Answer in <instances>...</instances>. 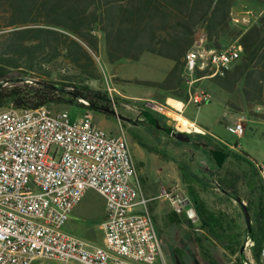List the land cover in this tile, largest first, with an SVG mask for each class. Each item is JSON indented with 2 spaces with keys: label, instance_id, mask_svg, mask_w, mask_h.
<instances>
[{
  "label": "trees",
  "instance_id": "trees-1",
  "mask_svg": "<svg viewBox=\"0 0 264 264\" xmlns=\"http://www.w3.org/2000/svg\"><path fill=\"white\" fill-rule=\"evenodd\" d=\"M254 1L264 4V0ZM235 3L236 0H0V31H7L0 36V110L10 106L39 108L60 101L86 107L80 99L87 100L92 109L97 97L103 95L83 84L99 79L91 55L99 51L101 39L97 32L103 34L110 63L135 61L144 53L173 61L167 80L156 86L181 99L182 92L176 91L182 85L185 58L202 32L209 48L221 49L225 41H236L242 47L239 62L214 81L228 94L239 93L247 107H261L262 112H252L251 116L264 120V14L246 30H239L233 24ZM180 170L194 207L192 215L199 222L192 226L198 229L195 244L207 264H222L214 253L221 245L236 255L243 247L240 227L237 221L228 220L227 214L209 211L193 187L194 176L184 166ZM219 187L234 194L233 184ZM253 201L254 223L247 235L254 241L255 257L260 262L264 186L258 200ZM167 220L173 225L183 223L176 212H171ZM235 264L244 262L238 258Z\"/></svg>",
  "mask_w": 264,
  "mask_h": 264
},
{
  "label": "built area",
  "instance_id": "built-area-1",
  "mask_svg": "<svg viewBox=\"0 0 264 264\" xmlns=\"http://www.w3.org/2000/svg\"><path fill=\"white\" fill-rule=\"evenodd\" d=\"M207 50H214L211 66H203ZM241 55L239 44L209 48L202 35L185 58L183 75L189 88L184 108L210 102V94L197 83L224 75ZM108 91L112 96V89ZM80 102L87 111L73 123L65 109L0 110V264H166L149 210L154 199L132 183L138 169L126 132L116 135L98 127L90 103ZM164 108L157 105L159 111ZM227 127L240 138L245 119ZM89 189L105 201L102 246L64 232ZM162 197L177 214L185 211L188 198L182 194L164 190ZM260 260L264 263V244Z\"/></svg>",
  "mask_w": 264,
  "mask_h": 264
},
{
  "label": "rangeland",
  "instance_id": "rangeland-1",
  "mask_svg": "<svg viewBox=\"0 0 264 264\" xmlns=\"http://www.w3.org/2000/svg\"><path fill=\"white\" fill-rule=\"evenodd\" d=\"M263 14L264 4L254 0H236L232 12L233 24L239 30H246ZM6 32L0 31V36ZM97 35L101 39L99 51L91 52V55L99 79L87 81L83 86L109 97L108 107L127 120L119 119L107 111L92 110L93 122L111 134H120L122 130L126 132L138 169V178L133 179L132 183L135 186L139 184L146 196L155 198L149 203V210L162 242L161 258L165 259L166 264H177V259L182 264H207L194 241L197 231L190 224L184 228L167 220V216L173 211L162 197L164 190L176 191L190 200L188 185L182 178L180 170V166H184L195 178L193 187L199 197L214 211L218 213L224 211L235 217L240 227L242 249L238 250L236 255H231L219 245L214 253L218 260L222 264H235V261L241 258L244 264H252L249 254L254 241L251 239L250 245L247 246L250 239L247 235L248 227L242 206L237 199H241L248 208H251L253 207L251 201H257L263 191L264 122H257L253 119L255 117L251 116L252 112L259 113L263 109L260 107L261 111H257L259 107H247L241 101L239 93L228 94L219 89L214 78H205L197 83V86L210 94V102L201 105L189 103L183 112L184 117L194 121L203 133L181 131L179 123L166 114L167 111L177 113L168 104L169 98H176L172 92L156 86L167 80L174 62L152 53H144L135 61L124 59L110 63L103 34L97 32ZM201 36L202 32L199 33L198 39ZM236 45H238L236 41H225L221 49ZM202 75L198 74L197 77ZM182 80V85L176 93L182 92L183 97L176 100L185 102L189 85L183 74ZM109 88L112 89V96ZM157 105L164 106V110L159 111ZM47 107L54 111L67 110L72 123L84 117L87 111V108L81 105L61 101ZM145 112H151L154 116L159 115L165 122L171 121L176 127L175 130L190 133L191 141H178L169 132L157 130L155 123L153 127L150 126L146 123ZM240 118L245 119V133L239 138L231 133L227 126ZM136 122L142 124L137 126ZM210 136L216 137L224 144L239 146L240 150L236 153L228 151L219 142L210 139L212 138ZM221 149L227 151L228 155L224 164L218 165L214 154L219 152L224 156L225 153ZM220 184L223 186L233 184L235 195L230 191L225 193L220 189ZM104 207V198L97 191L89 189L84 193L76 214L70 216L69 224L80 225L83 227L81 233L86 238L96 241L103 235L100 225L105 220ZM226 254L228 258L224 256ZM253 255V264H263L256 262L255 254ZM157 264L164 262L158 261Z\"/></svg>",
  "mask_w": 264,
  "mask_h": 264
},
{
  "label": "crops",
  "instance_id": "crops-1",
  "mask_svg": "<svg viewBox=\"0 0 264 264\" xmlns=\"http://www.w3.org/2000/svg\"><path fill=\"white\" fill-rule=\"evenodd\" d=\"M202 35H203V33H202ZM183 102V101H182ZM186 108V107H185ZM185 108H183V110H182V116H185L184 114H183V112H184V110H185ZM253 119H256V121L258 122H264V120H262V119H257V118H253ZM189 120V119H188ZM191 122H194V121H192V120H190ZM195 123V122H194ZM196 124V123H195ZM197 125V124H196ZM214 140H216L217 142H219L222 146H224L228 151H232L233 153H236L237 151H239L240 150V148H239V146H232V145H228V144H224V143H222L220 140H218L216 137H214V136H211ZM227 152V151H226ZM241 153L244 155V156H246L245 155V153H244V151L243 150H241ZM227 155L228 154H226V156H223V155H221V153H219V154H215V156H214V158L217 156V157H219V160H217L216 158H215V160H216V162H217V164L218 165H223L224 164V161H225V159H226V157H227ZM246 158H247V156H246ZM248 159V158H247ZM249 160V159H248ZM229 191H227V192H225V193H228ZM231 195V194H230ZM232 196V195H231ZM147 197L148 198H150V199H155V198H151L150 196H148L147 195ZM165 200V199H164ZM200 200L205 204V206H206V208L209 210V211H211V212H215V213H218V212H216V211H214L213 209H211L207 204H206V202L203 200V199H201L200 198ZM165 201H167V200H165ZM242 201V200H241ZM168 202V201H167ZM243 202V201H242ZM169 203V202H168ZM244 203V202H243ZM170 204V203H169ZM245 204V203H244ZM241 205V204H240ZM246 205V204H245ZM79 206V205H78ZM78 206L76 207V209L73 211V213L72 214H76V212H77V210H78ZM242 206V205H241ZM170 207H171V210L174 212V209H173V207H172V205L170 204ZM246 207L248 208V206L246 205ZM194 210V207H193V204H192V202L189 200V201H187V203H186V207H185V211L180 215V217H181V219L183 220V223L182 224H180V225H178V226H181V227H184V228H186L187 226L186 225H188V224H190L191 226H193V225H198L199 224V222H198V219H197V217H194V219H193V221H192V223L191 222H189V219H190V217H191V214H192V211ZM242 210H243V206H242ZM248 212H249V216H250V221H251V224H253L254 223V214H253V211H252V209L251 208H248ZM104 213H105V207H104ZM222 213H225V214H227L228 215V220H235V221H237L236 220V218L235 217H233V216H230L227 212H224V211H222ZM243 214H244V219H245V222H246V217H245V213H244V211H243ZM104 216H105V214H104ZM104 222V221H103ZM102 222V223H103ZM101 223V224H102ZM246 224H247V222H246ZM101 226V225H100ZM247 227H248V225H247ZM83 229V227H80V225H77V224H69V221L66 223V225H65V227H64V232L68 235H72V236H75V237H77V238H79V239H81V240H83V241H85L88 245H90V246H102L103 244H104V234L102 235V237L101 238H97L96 239V241H92L91 239H89V238H86L82 233H81V230ZM196 231L198 230V229H195ZM103 233V232H102ZM251 239V238H250ZM264 244V243H263ZM262 244V245H263ZM253 254H255V250H254V248L253 249H251V251H250V262L253 264L254 263V258H252L254 255ZM255 260H256V262H258L257 261V259H256V257H255ZM260 262H261V260H260ZM264 264V263H263Z\"/></svg>",
  "mask_w": 264,
  "mask_h": 264
},
{
  "label": "bare ground",
  "instance_id": "bare-ground-1",
  "mask_svg": "<svg viewBox=\"0 0 264 264\" xmlns=\"http://www.w3.org/2000/svg\"><path fill=\"white\" fill-rule=\"evenodd\" d=\"M213 61H214V50H207L205 56H203V66H211ZM168 104L174 110H176L177 113L167 111L166 114H168L172 119H174L179 123V127L181 131L183 130L185 132L203 133V130L199 126H197L194 122L188 120L186 117L182 116L181 111L184 108V102L173 98H169Z\"/></svg>",
  "mask_w": 264,
  "mask_h": 264
},
{
  "label": "flooded vegetation",
  "instance_id": "flooded-vegetation-1",
  "mask_svg": "<svg viewBox=\"0 0 264 264\" xmlns=\"http://www.w3.org/2000/svg\"><path fill=\"white\" fill-rule=\"evenodd\" d=\"M97 101H98L99 104L98 103H95L92 106V109L93 110H96V111L99 110L100 111V109L103 108V107L109 108L108 107L109 104H110V98L109 97L104 96V95L103 96H98L97 97ZM149 114H151L154 117L153 122H151L149 120V118L147 117V115H149ZM144 117H145L146 123H148L150 126L153 127L154 126V123H155L156 126H157V130H165V131L169 132L170 135H171V133L173 131L180 132V131L175 130L176 127L174 126L173 123H169V121H166L165 122V121L161 120V117L159 115L154 116L151 112H145L144 113ZM140 124H142V123H140V122H136L135 123V125H137V126H139ZM172 137H174V136H172ZM188 137L190 138V141H191V134L190 133L188 134ZM221 150L225 153L224 156H226L227 152L224 149H221ZM215 154H219V152L218 153H215ZM176 257H178V256H176Z\"/></svg>",
  "mask_w": 264,
  "mask_h": 264
},
{
  "label": "water",
  "instance_id": "water-1",
  "mask_svg": "<svg viewBox=\"0 0 264 264\" xmlns=\"http://www.w3.org/2000/svg\"><path fill=\"white\" fill-rule=\"evenodd\" d=\"M100 110L101 111H107V112H110L112 114H115L119 119L127 120L126 117L120 116L116 111H112L110 108L103 107ZM147 117L149 118V120L151 122H153L154 117L151 114L147 115ZM169 123H172V122L169 121ZM171 135L174 136L178 141H181V142H189L190 141V138L188 137V133L173 131L171 133ZM221 155H222V153H221ZM214 156H215V154H214ZM215 158L217 160H219V157L216 156ZM237 201L243 206V211L245 213L246 222H247L248 228L250 229L251 228V221H250V216H249L248 208L241 201V199L238 198ZM177 264H182L179 259H177Z\"/></svg>",
  "mask_w": 264,
  "mask_h": 264
}]
</instances>
